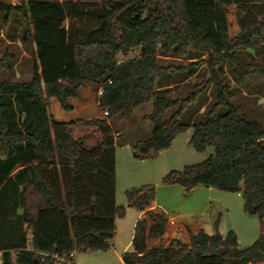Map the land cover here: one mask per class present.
<instances>
[{"label":"trees","instance_id":"16d2710c","mask_svg":"<svg viewBox=\"0 0 264 264\" xmlns=\"http://www.w3.org/2000/svg\"><path fill=\"white\" fill-rule=\"evenodd\" d=\"M0 12L19 14L22 43L35 44L32 79L0 81V264H59L58 258L72 262L73 252L114 247L115 219L125 207L116 203L112 128L107 119L59 122L47 109L56 97L72 110L69 100L86 82L103 88L99 104L109 118L129 120L137 106L153 102L151 134L132 147L137 159H153L192 127L190 144L199 152L214 147L213 154L172 170L163 183L241 191L245 212L263 226L241 249L235 230L221 233L222 212L214 233L195 231L151 208L154 185L133 188L126 192L128 204L145 214L135 226L134 250L123 253L125 264H264V125L231 101L226 73L229 65L239 83L264 74L237 56L255 42L264 46V0L0 1ZM161 57L200 59L173 66ZM12 59L8 52L0 58V72L13 71ZM200 65L208 77L189 97L167 94L177 84L173 76ZM211 89L216 100L206 118L183 122L188 104ZM77 125L99 127L100 145L74 139Z\"/></svg>","mask_w":264,"mask_h":264},{"label":"crops","instance_id":"0c3cea01","mask_svg":"<svg viewBox=\"0 0 264 264\" xmlns=\"http://www.w3.org/2000/svg\"><path fill=\"white\" fill-rule=\"evenodd\" d=\"M32 51V58H35V44L29 43ZM24 56L29 57L26 52ZM14 69V68H13ZM13 72V71H12ZM17 78L19 72H16ZM12 82H27L15 79ZM99 85L94 82H86L80 89L79 96L71 98L72 110H64L56 97H51L47 101L48 113L56 121L71 122L80 119H107L112 128V136L115 137V169H116V203L125 207L123 216L117 215L115 219L116 234L114 237V247L108 251L76 252L73 261L69 264H125L123 253L133 251V238L135 226L138 219L145 214L135 207L129 206L126 192L133 188L145 185L156 187V198L152 204L153 210L164 211L169 219L180 225L190 224L193 230L203 228L208 233H214V221L219 212L223 213L220 224L221 233L228 230H235L238 235L239 247L241 249L251 246L261 233L252 236L249 246H241L240 233L230 219V212L225 199L227 196L224 190L211 186H201L187 189L180 184H164L163 178L172 170H183L189 163H184L183 152L176 144L177 137L173 145L168 149H163L153 159H137L133 155V145L139 141L147 139L153 128L146 134L138 124L132 123L133 116L129 120H124L120 114L109 118L104 114V110L99 104ZM145 104V103H144ZM142 105V104H141ZM140 106V105H139ZM138 107V106H137ZM148 111L144 117L148 119L151 114ZM135 112V109H134ZM134 115V113H133ZM150 119V118H149ZM193 129L192 127L188 129ZM74 139H83L90 147L100 145L103 135L97 126L77 125L72 129ZM193 132H189L184 139L185 145H191L190 139ZM175 150L172 151V149ZM181 147V146H180ZM177 149V150H176ZM187 164V165H186ZM64 264V263H61Z\"/></svg>","mask_w":264,"mask_h":264},{"label":"rangeland","instance_id":"374dc122","mask_svg":"<svg viewBox=\"0 0 264 264\" xmlns=\"http://www.w3.org/2000/svg\"><path fill=\"white\" fill-rule=\"evenodd\" d=\"M4 4L9 6H20L23 3H27L29 0H0ZM37 1H55V0H37ZM61 2H75V1H87L97 2L100 5H105L108 2H114L119 0H59ZM24 22L19 14L12 13L7 15L5 12H0V58L6 53L13 54L11 61L13 65V72L2 71L0 72V81H30L33 74V56L31 46L24 45L22 43ZM26 52L29 57L23 55ZM136 52H131L124 59L131 58ZM238 58L244 64L256 65L264 68V46L259 42H255L253 48L240 49L237 52ZM200 58H182L175 57H161V63L164 65L183 66L188 65L190 61H196ZM16 72H19L17 78ZM227 83L231 88L230 99L231 101L240 106L241 111L248 112L250 116L264 125V74L257 72L251 75H247L245 79L239 83L235 80L229 65L226 66ZM189 74H193L189 77ZM188 71L186 73L177 74L172 77V83L177 81V84L172 85L169 89H166L167 94L170 97H189L191 93L195 91L196 83L208 77L205 67L200 65L193 73ZM216 97L213 90H208L205 94L201 95L196 101L188 104L182 120L183 122H197L204 120L205 111L208 110L215 102ZM153 109V102L142 104L135 108L131 124H138L142 130V134H146L152 127L151 119H146L144 115ZM174 111V108L169 109L160 118V122L168 120L170 114ZM189 132L186 130L177 135L176 144L178 149L183 152L184 163L190 165L198 164L206 160L214 152V147H208L205 151L199 152L195 150L192 145H185L184 139L188 137ZM181 146V147H180ZM175 150L172 149V151ZM177 150V149H176ZM187 165V164H186ZM225 196V202L230 212V219L233 225L238 229L240 233L241 246H249L248 244L252 236L257 232L263 231V226L257 215H251L244 210V198L241 191L230 192L223 191ZM80 253V252H78ZM84 253V252H82ZM61 264V263H59ZM65 264V263H64Z\"/></svg>","mask_w":264,"mask_h":264},{"label":"built area","instance_id":"2783aa9c","mask_svg":"<svg viewBox=\"0 0 264 264\" xmlns=\"http://www.w3.org/2000/svg\"><path fill=\"white\" fill-rule=\"evenodd\" d=\"M102 93H103V88H99V90H98V94H99V96L102 95ZM104 114H105L106 116H108L109 113H108L107 110H104ZM41 255H42V258H43V257L50 256V254H47V253H42ZM70 256H71V257H74V252L71 253ZM58 259H59L62 263H65V264H69V263H70V261L67 260V259H65V258H58Z\"/></svg>","mask_w":264,"mask_h":264}]
</instances>
